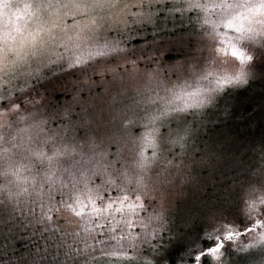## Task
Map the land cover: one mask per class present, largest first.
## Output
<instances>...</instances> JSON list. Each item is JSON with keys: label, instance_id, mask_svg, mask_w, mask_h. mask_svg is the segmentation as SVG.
Instances as JSON below:
<instances>
[{"label": "rangeland", "instance_id": "1", "mask_svg": "<svg viewBox=\"0 0 264 264\" xmlns=\"http://www.w3.org/2000/svg\"><path fill=\"white\" fill-rule=\"evenodd\" d=\"M239 8L234 23L243 31L226 28L221 18ZM199 28L202 31L191 30ZM231 39L251 47L244 50V63L226 47L224 40ZM171 48H179V53L170 65L159 56ZM263 51L264 0H0V147L12 150L0 168V180L9 177L15 186L21 180L38 181L32 196L13 194L7 186L0 214H6L8 201L16 231L34 232L36 215L28 218L26 205L35 206L37 214L46 204L44 192H39L43 168H31L39 155L54 163L47 178L55 176L60 184L85 179L88 191L90 185L100 187L93 178L100 175L101 184L108 186L105 193L113 197V186L131 184L127 180L117 185L112 179L120 164L118 151L130 160L133 149L137 164L141 158V164L156 160L135 184L142 198L165 210V217L170 214L171 237L180 236L183 245H189L206 229L205 236L213 237L245 232L257 219L264 220V131L262 136L256 127H233L231 119L245 113L247 119H264ZM55 74L60 76L53 87L63 83L58 91L72 94L62 104V122L47 130L39 113L17 118V107L10 105L14 95H32L33 83ZM225 76L235 87L218 86ZM241 81L247 83L241 86ZM259 108L261 112H246ZM3 137L8 141L2 143ZM49 137L53 145L42 146ZM0 153L3 157L4 150ZM117 192L128 198L121 188ZM87 194L84 200L96 214L99 204L94 210L97 202ZM105 200L110 206L112 198ZM117 211L119 222L125 221L112 230L115 242L109 250L97 247L92 253L88 242L82 250L87 236L81 235L41 243L51 245V251L41 247L39 256L25 250L17 259L11 256L16 244L10 232L5 264H155L154 255L167 247L160 243L143 251L138 246L147 234L137 231L131 214ZM74 214L58 213L60 226L77 229ZM83 220L94 225L85 213ZM210 222L216 224L217 234ZM261 236L264 227L224 241L215 264H264ZM89 242L107 243L96 234ZM23 243L29 246L28 240Z\"/></svg>", "mask_w": 264, "mask_h": 264}, {"label": "trees", "instance_id": "2", "mask_svg": "<svg viewBox=\"0 0 264 264\" xmlns=\"http://www.w3.org/2000/svg\"><path fill=\"white\" fill-rule=\"evenodd\" d=\"M243 8H239L234 13H227L221 18V23L226 25L230 20L234 22V16ZM184 18H189V15H184ZM235 24V23H234ZM192 31H202L201 28L197 30ZM182 33H187L185 30H178ZM248 36V35H247ZM246 36V37H247ZM226 45L232 44L235 45L238 52L244 54V50H250L251 47H249L246 43H244L243 47L239 43H243L242 41H235L233 39L231 40H224ZM179 48H171L166 53L168 54H162L159 56L160 60L170 62V65L173 64L176 55L179 53ZM182 53H184V49H181ZM264 52V51H263ZM181 53V52H180ZM180 56V55H179ZM179 58V57H178ZM161 61V65H164L166 62ZM263 64H259L257 68L261 67ZM165 66V65H164ZM252 67L253 64H252ZM165 70V69H164ZM261 73H264V66ZM59 74V73H58ZM257 74H260L259 72ZM60 76V75H59ZM56 74L47 77L42 82H35L33 83V92L32 95H25L23 94H15L14 98L15 100L11 101V107H17V118L23 117L28 118L30 115L39 113V117L43 119L45 122V129L49 130L51 128H56L59 123L62 122V115H59L62 104L65 101H68L72 98L71 93H66L63 89V91L59 92L58 90L60 87L63 88V83L60 84L59 88H54L52 84H54L56 81H58V77ZM65 82V81H64ZM39 84V85H38ZM31 84H29L30 87ZM31 85V86H32ZM27 90V88H26ZM25 90V92H26ZM82 97H85L84 94H82ZM4 104H8L7 101L2 102ZM264 103H261L260 105L263 106ZM263 108H259L258 110H252L248 109L246 112L253 114L255 111L261 112ZM264 110V109H263ZM247 113L242 114L241 117L236 116L233 119H231V125L233 127L237 125L243 124L245 128H257L258 130H262V136L264 131V119L261 118H251L247 119ZM184 118V117H181ZM192 119V118H190ZM188 119V120H190ZM18 120V119H17ZM191 122V121H190ZM191 131L192 129L189 128ZM136 132H138V128L135 129ZM1 132V131H0ZM193 132V131H192ZM188 134H190V131L188 130ZM52 137H49V140L47 144H43L41 142L42 146L51 147L53 145V142H50V139ZM137 140V139H136ZM7 138L3 137V141L7 142ZM242 141V138L240 139V142ZM137 146L139 147L140 143L138 141ZM3 147H0V150H4L3 157L0 153V168L5 162L9 161V158L12 156V150H10L8 147H6L4 144H2ZM132 155L131 159L128 160V157H125V153L122 151H118L119 153V162L117 168V173L114 178L117 185L119 184H125L127 180H131V184H125L122 187H116L113 186L111 190V194L113 197H108L107 193H105V190L108 189L107 183L104 185L101 184V177L100 175L93 177L94 180H96V184H98L100 187H93L90 185V190L87 191V184L85 183V179H79L74 177L76 182L73 183H58L57 180H55V176H52L51 178H47V176L51 173L54 167V163L52 160H50L47 156H41L39 155V162L37 163H31V168L34 170H39V167L42 166V170H39V173L43 171L44 178L40 179L39 181H42V187L39 189V192H44L46 204L39 206V211L36 214V208L35 206L33 208H30L29 205H26V209L29 213L28 218L31 216H35L34 219V232L32 234H29V230H18L16 231L15 227L12 225V219L9 214V208H8V201L5 203V207H7L6 214H0V228H2L1 231H5V235H2L0 233V264H5V256L4 251L6 252L8 250L7 239L9 238L8 233L13 232L14 238L10 241L12 243H15L16 246L11 251V256L13 258H20L22 255H24V251L28 250V255H36L39 252V256L41 255L40 248L41 247H47L46 253H49L51 251V245H46L41 243H45L47 241L55 242V239H60L62 241H66L69 237L78 239L81 235L87 236V239L82 244V250L85 248L86 242L89 243L88 248L93 252H97V247L101 250H104L103 248L106 247L109 250L112 246H114L111 242L114 241V234L112 230L115 228H121L122 223L125 221V217L121 218V221L119 222V216H118V208L122 212H126L131 214L135 220L138 222L137 228L138 230L145 231L147 234L146 237L142 236V242L138 246L143 251L147 252L148 245H154L156 244H162L164 247H167L165 249L159 248L160 253L154 255L153 262L155 264H194L193 261V255L195 252L199 251L202 248H208L213 246L208 245L209 242L214 240H208L205 237V231L204 230L200 237L193 239V242L189 245H183L182 239L180 236H173L171 237L169 234L170 229V214L168 216H164V211L161 208H154L153 203L151 199H144L139 195L138 187L135 183L142 179V175L146 174V170L151 164H155L156 160L151 161L146 164H141L142 158L140 159V163L137 164L133 159V149H131ZM40 154V152H39ZM141 157V156H139ZM143 157V155H142ZM148 158V155H147ZM149 159V158H148ZM4 162V163H3ZM128 164L130 165L131 169L127 168ZM30 168V166L28 165ZM5 168V169H4ZM4 168L2 172L5 171V175H7V166L4 165ZM30 168V171H33ZM56 168H54L55 171ZM79 176V175H77ZM3 178V179H2ZM8 178L1 177L0 180V201H6L8 193L7 186L11 190L13 194L16 195H27L32 196L35 192L38 191V181L29 179L25 182L18 181V184L20 186H15L14 184H11L8 182ZM13 182H17L14 177H12ZM48 179V180H47ZM91 180V178L89 177ZM44 180V181H43ZM63 181L68 180V177L63 178ZM11 182V181H10ZM117 188H121L124 192H127L128 198L125 199L123 196L119 197L117 195ZM105 189V190H104ZM7 191V192H6ZM91 195L93 199H95L96 206H94V210L96 209L97 205V213L92 214L90 212V205L89 203L85 202L84 197L85 195ZM102 196L107 198H112L111 205L107 206V202L104 199L102 201ZM101 198V199H98ZM151 203V204H149ZM149 204V205H147ZM86 207V208H85ZM62 211H69L74 212L76 218H77V229L71 230L70 228L65 229V227H61L60 223L57 221L58 213ZM83 211V212H82ZM83 213L89 216L91 220H94V225L86 222L83 220ZM40 215V217H39ZM112 215L115 216L117 222L112 221ZM99 217V218H97ZM27 218V221H28ZM97 218V219H96ZM143 219L150 220L149 223L143 222ZM123 221V222H122ZM91 222V221H90ZM211 227L213 228V231L215 234H217V227L215 223H211ZM93 227V232H90V228ZM110 226H113L110 228ZM95 228H98L99 231H96ZM117 232V231H116ZM139 232V231H138ZM119 233V232H118ZM243 231H240L239 233H233L235 234V238H233L231 241H234L235 239H238L239 236H244ZM94 234H96L98 237H101V239H105L107 243H101L99 242L96 246H94V242H89L90 236L92 237ZM145 239V240H143ZM25 240L29 241V246H26L23 242ZM227 241V240H225ZM118 246V245H117ZM44 251H42L43 253ZM102 252V251H99ZM44 252V254H46ZM208 261V259H207ZM207 261L205 260L203 264H207Z\"/></svg>", "mask_w": 264, "mask_h": 264}, {"label": "snow or ice", "instance_id": "3", "mask_svg": "<svg viewBox=\"0 0 264 264\" xmlns=\"http://www.w3.org/2000/svg\"><path fill=\"white\" fill-rule=\"evenodd\" d=\"M226 28H235L236 31H240L239 27H236L233 21H229L226 25ZM229 50L231 52V55L234 59L240 60L241 63H244V56L242 53H239L236 46L230 44ZM252 58L248 57V60L250 61ZM232 81V78L230 77H222L219 78L217 81V84L219 87H224L227 84H229ZM264 227V220L257 219L253 225L248 227L243 234L250 233L256 230H259L260 228ZM138 231V229H137ZM206 239H214L215 244L208 248H202L199 251L195 252L193 255V261L194 264H203L205 258H208L210 261V264H215V261L220 259V253L223 252L224 249V241H231L233 238H235V234L228 237H213V236H206ZM261 241H264V236H261ZM148 264H151V262H148Z\"/></svg>", "mask_w": 264, "mask_h": 264}, {"label": "clouds", "instance_id": "4", "mask_svg": "<svg viewBox=\"0 0 264 264\" xmlns=\"http://www.w3.org/2000/svg\"><path fill=\"white\" fill-rule=\"evenodd\" d=\"M4 7H5V9H7V8H8V5L5 4ZM245 83H247V81H241V82H240V85L243 86V84H245ZM228 87H235V85H234V84L226 85V86H225V90H226Z\"/></svg>", "mask_w": 264, "mask_h": 264}, {"label": "flooded vegetation", "instance_id": "5", "mask_svg": "<svg viewBox=\"0 0 264 264\" xmlns=\"http://www.w3.org/2000/svg\"><path fill=\"white\" fill-rule=\"evenodd\" d=\"M240 31H243V30H240ZM241 33V32H240ZM243 36H244V33H241Z\"/></svg>", "mask_w": 264, "mask_h": 264}, {"label": "bare ground", "instance_id": "6", "mask_svg": "<svg viewBox=\"0 0 264 264\" xmlns=\"http://www.w3.org/2000/svg\"><path fill=\"white\" fill-rule=\"evenodd\" d=\"M255 136V135H254Z\"/></svg>", "mask_w": 264, "mask_h": 264}]
</instances>
